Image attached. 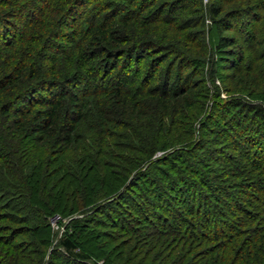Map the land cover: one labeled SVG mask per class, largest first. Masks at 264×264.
<instances>
[{
    "label": "trees",
    "instance_id": "16d2710c",
    "mask_svg": "<svg viewBox=\"0 0 264 264\" xmlns=\"http://www.w3.org/2000/svg\"><path fill=\"white\" fill-rule=\"evenodd\" d=\"M97 261L264 264V0H0V264Z\"/></svg>",
    "mask_w": 264,
    "mask_h": 264
},
{
    "label": "rangeland",
    "instance_id": "374dc122",
    "mask_svg": "<svg viewBox=\"0 0 264 264\" xmlns=\"http://www.w3.org/2000/svg\"><path fill=\"white\" fill-rule=\"evenodd\" d=\"M69 218L51 217L49 220L51 229L55 232V239L59 237L63 231V226L67 223ZM55 241L52 242L50 248L53 247ZM97 264H101V261H97Z\"/></svg>",
    "mask_w": 264,
    "mask_h": 264
}]
</instances>
